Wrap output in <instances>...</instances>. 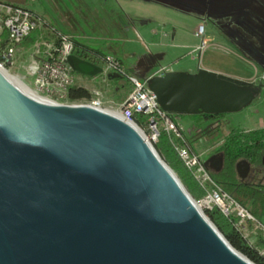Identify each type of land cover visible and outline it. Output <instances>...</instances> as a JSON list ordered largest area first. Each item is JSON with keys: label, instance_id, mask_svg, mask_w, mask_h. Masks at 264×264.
Returning <instances> with one entry per match:
<instances>
[{"label": "water", "instance_id": "water-1", "mask_svg": "<svg viewBox=\"0 0 264 264\" xmlns=\"http://www.w3.org/2000/svg\"><path fill=\"white\" fill-rule=\"evenodd\" d=\"M67 61L83 75L102 71L75 55ZM147 84L178 115L238 112L264 88L204 67ZM204 164L220 172L224 154ZM236 169L245 179L251 164ZM0 264L255 263L197 207L136 123L37 99L0 68Z\"/></svg>", "mask_w": 264, "mask_h": 264}, {"label": "built area", "instance_id": "built-area-1", "mask_svg": "<svg viewBox=\"0 0 264 264\" xmlns=\"http://www.w3.org/2000/svg\"><path fill=\"white\" fill-rule=\"evenodd\" d=\"M41 25L40 16L33 10L0 1V43L4 38L8 39L6 47L1 49L0 54L3 59L0 60V68L6 69V66L14 64L15 58L22 50H29L32 57L30 65V74L34 80V89L32 92L38 95L43 101L59 104H83L113 113L125 120L135 123L133 113L141 112V105L144 101L152 100V91L148 87L147 79L141 80L136 76L126 73L125 66L114 55L101 56L92 51L78 48L76 43L69 35H61V45L55 47L51 44H45L46 48L41 49L40 44H34L29 48L21 47V43L29 36L38 26ZM196 35L201 39V43L194 50L201 53L208 47V40L205 37V26L199 25ZM75 55L82 59L88 60L100 67L102 71L98 74L110 81L114 78L113 74L119 75L115 78H127L131 84V90L122 103L115 104L105 103L102 92L94 89L91 98L72 101L69 99L70 90L75 87V71L68 63V58ZM167 66H161L156 74L164 72ZM81 74V73H80ZM155 75V74H154ZM96 76H89L93 80ZM158 106L157 117L163 121L164 130L172 136L175 142L174 146L185 166L192 172L199 185L205 190V194L199 198H193L197 207L201 209L218 207L221 212L229 219H237L236 226L245 232L247 231L248 222L254 223L253 233L263 239L261 245H256L261 254L264 255V223L259 221L248 208L243 206L231 194L224 191L217 184L205 166L201 156L197 154L185 140L182 130L183 126L178 122L175 123L172 118ZM151 140L156 142L160 136L158 123L155 119L149 125ZM145 132V131H144ZM146 136V135H145ZM147 138V137H146ZM148 139V138H147ZM246 235L247 232H246ZM258 244V242L253 243Z\"/></svg>", "mask_w": 264, "mask_h": 264}, {"label": "crops", "instance_id": "crops-1", "mask_svg": "<svg viewBox=\"0 0 264 264\" xmlns=\"http://www.w3.org/2000/svg\"><path fill=\"white\" fill-rule=\"evenodd\" d=\"M54 1L58 4V9L61 12H59L57 18H51L60 26L62 31L74 36L84 34L85 40H89L88 38L97 40L117 39L114 37L116 35L106 34L110 32L109 28H114L115 32H117V29L124 32L131 28L132 21L141 24L143 32L147 30L145 25L151 21H157V19L164 23V27L169 25L170 29H164L163 37L159 41L151 39V43L156 49L151 51L147 61H152L154 65L159 64L160 60L166 58L169 52L173 54L174 49L195 50L200 43L198 41L191 42V30L197 39L196 32L199 25L203 24L205 34H207V31L209 33V35L207 34L208 37H205L209 44L211 43V46L219 47L227 54L261 68L263 73L261 79L252 76L248 79H240L264 82V0H118L124 4L140 6L143 10L149 11L146 15L131 11L125 14L118 13L116 10L117 0ZM44 10L47 9L44 7L41 13L33 11L38 15L45 16ZM158 12L162 15L160 16ZM175 15L177 18H193L192 29L191 21L179 22L174 17ZM80 20H84L91 31L93 30L94 33H90L91 36L88 33L86 35ZM63 24L66 25L65 28L61 27ZM157 34L158 30H152V36ZM76 46L94 52L83 45L76 44ZM204 51L199 53V57L203 56ZM177 60H179V57L174 59V62H177ZM203 67L213 71L216 70L210 65H204ZM199 68L198 65L196 69L189 71L196 72ZM156 73L154 72L151 75ZM93 82L92 80L81 79L79 86L87 88L91 92L94 89H99L102 92L103 101L107 104L111 102L115 104L122 103L131 90L129 88L124 92L123 89H120L121 87L124 88L122 80V86L114 85L111 80L103 81L107 86L112 87V90L108 91H105L103 87L95 86Z\"/></svg>", "mask_w": 264, "mask_h": 264}, {"label": "rangeland", "instance_id": "rangeland-1", "mask_svg": "<svg viewBox=\"0 0 264 264\" xmlns=\"http://www.w3.org/2000/svg\"><path fill=\"white\" fill-rule=\"evenodd\" d=\"M0 1L19 5L40 13L45 7L47 9L46 11L44 10L45 16L52 23H55L53 18H57L59 12H61V10L58 9V4L55 3L54 0ZM116 3V10L118 13L121 14H125L128 11L145 15L149 13V11L143 10L140 6H134L132 3V5H128L118 0L116 1ZM54 9L56 10V12ZM158 14L160 16L162 15V13L160 12H158ZM174 17L179 22L191 21L192 29V17V19H190V17L189 19L188 17H183L184 19L177 18L176 15ZM80 22L82 24V29L84 30V32H86V35L94 33L93 30L91 31L90 27L87 25V23H85L84 20H80ZM163 24L164 23L158 19L157 21H151L147 25H145L147 29L145 32L142 31L143 26L141 24H139L138 22L134 23L133 21L131 28L124 32L120 31V29H117V32H115L113 30L114 28L110 27V32L106 34L116 35L114 37H116L117 39L114 40H97L95 38H88L89 40H85L84 34L76 35V38L82 43H87L92 47L101 49L106 55L115 54L119 56L123 60L125 67H127L128 69H133L135 75L138 77H142L143 75L146 76L147 74L157 72L160 69L161 65H166L168 67L167 71H189L196 69L198 65L199 67H203L204 65H210L211 67L216 69L214 71H218L231 77L239 79H248L252 76L256 79H261L263 74L261 68L253 66L252 64L245 63L240 58L227 54L226 52L222 51V49H220L219 47L211 46V43H208L209 45L204 51L203 56L199 57V51L194 52V49H174L173 54L172 52H169L166 58L160 60L159 64L154 65L152 61H147L148 56L151 54V51H154L156 49L152 45L151 39L159 41L163 37L162 35L164 29H170L169 25L164 27ZM56 25L57 27H60L58 24ZM63 25L61 27L65 28L66 25ZM152 30H158V34L152 36ZM193 33L194 32H192L191 30V42L198 41L199 43H201V39L199 37H197L196 39V36ZM207 34L209 35L208 31ZM207 34H205L206 37H208ZM88 42L92 44H89ZM178 57L179 60H177V62H174V59H177ZM32 60L33 59L30 55V51L22 50L18 53L17 57L15 58L14 64L5 67V71L8 74L21 81L30 90L34 89V80L30 74V65L32 63ZM97 76L98 77L96 79L92 80V82L94 81L93 84L95 86L103 87L105 91L112 90V87H109L105 83H103L105 79L101 76V74ZM81 79L89 80L90 78L89 76H85L83 74L75 72L76 86H79L81 84ZM121 80L124 82V88L121 87V90L123 89L125 92L126 90L131 88L129 80L125 77L112 79L111 82L114 85L117 84L119 86H122ZM219 118L220 119L218 121H220V126L212 134H206L204 136L193 139L192 133H188L189 137H191L192 149L201 156L204 162L212 155L218 153L220 144L223 142L225 137L229 135L234 129L254 130L260 127H264V89L259 95L256 96L254 101L249 106L245 107L244 109L238 112L221 114ZM196 120L197 119L195 115H180L178 117L179 123L186 130L191 128V126ZM204 124L207 128H213V126L215 125H213V121L205 122ZM145 135L149 139V141L154 144V141L150 139L151 135L147 134L146 132ZM192 198L194 197L192 196ZM202 210L205 213L204 209ZM262 222L264 223V217L262 218ZM246 232L248 234L247 236L251 239L252 243H256L259 241L258 237H256V235L253 233V228H250L248 224Z\"/></svg>", "mask_w": 264, "mask_h": 264}, {"label": "trees", "instance_id": "trees-1", "mask_svg": "<svg viewBox=\"0 0 264 264\" xmlns=\"http://www.w3.org/2000/svg\"><path fill=\"white\" fill-rule=\"evenodd\" d=\"M39 16L41 18V25L24 39L21 43V47L29 48L34 44H40L41 49H44L46 48L45 44L48 43H51L54 48L59 47L62 40L61 35L65 34L71 36L76 44L83 45L93 50L94 53L98 55L106 56L101 49L78 41L76 36L62 31L60 27H57L56 23L50 22L45 16ZM7 44L8 39L4 38L0 43V51L6 47ZM115 56L125 66L123 60L119 56ZM2 59L3 57L0 54V60ZM125 68L127 74L136 76L133 69ZM149 76H151V74L136 77L145 80V78ZM91 97V91L81 86L73 87L69 94V99L72 101ZM169 116L175 123L179 122L178 117L180 115L169 114ZM151 117L152 116L149 114L133 113V120L147 134L151 132L149 127ZM195 117L197 120L191 128L188 130L183 128L182 130V134L190 146L191 137H189L188 133H192V138L195 139L206 134H212L220 126V121H217L213 128H207L204 124L212 117L216 118L215 115L198 114L195 115ZM154 119L157 121L160 130V136L153 144L155 149L161 158H163V160L175 171L190 194L195 199L201 198L205 194V190L199 185L192 172L185 166L175 149L174 143L180 142V140H174L173 134L171 136L164 130L161 118L154 115ZM218 153L224 154V166L220 172L210 170L213 180L219 184L224 191L231 194L243 206L248 208L259 221H262L264 217V127L254 130L234 129L220 144ZM242 159L247 160L251 164V172L245 179L239 177L236 169L237 163ZM204 211L232 246L247 256L255 264H264V255L260 253L256 246L263 243L261 237L259 238L258 244H253L251 239L246 235V232L236 226L237 219H229L218 207H213L211 209L206 208ZM248 225L250 228H255L256 226L252 222H248Z\"/></svg>", "mask_w": 264, "mask_h": 264}, {"label": "bare ground", "instance_id": "bare-ground-1", "mask_svg": "<svg viewBox=\"0 0 264 264\" xmlns=\"http://www.w3.org/2000/svg\"><path fill=\"white\" fill-rule=\"evenodd\" d=\"M3 73L8 76L9 78H11L12 80H14L15 82H17L18 84H20L27 92H29L32 96H34L37 99L43 100L42 98H40L38 95L34 94L32 92V90H30L26 85H24L21 81L17 80L16 78H14L13 76H11L10 74H8L4 69H2ZM168 72L167 69L164 72H160L158 74L162 75L164 73ZM87 76V75H85ZM152 100L154 101H144L141 105V112L143 114H149L151 115V120L153 121L154 119V115H157V110H158V106H160L158 99H157V95L152 91ZM161 108V106H160ZM162 109V108H161ZM123 118V117H122ZM149 141V139H148ZM150 142V141H149ZM151 143V142H150ZM152 144V143H151ZM153 145V144H152Z\"/></svg>", "mask_w": 264, "mask_h": 264}, {"label": "flooded vegetation", "instance_id": "flooded-vegetation-1", "mask_svg": "<svg viewBox=\"0 0 264 264\" xmlns=\"http://www.w3.org/2000/svg\"><path fill=\"white\" fill-rule=\"evenodd\" d=\"M257 83H258V82H257ZM215 117H216V118L212 117V118L209 119L207 122H209V121L212 122V121H213V125L216 124V122L220 119V118H219L220 115H215ZM214 126H215V125H214ZM214 126H213V127H214Z\"/></svg>", "mask_w": 264, "mask_h": 264}]
</instances>
